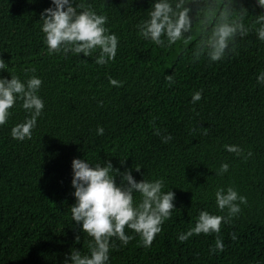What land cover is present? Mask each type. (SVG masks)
<instances>
[{
    "label": "trees",
    "instance_id": "16d2710c",
    "mask_svg": "<svg viewBox=\"0 0 264 264\" xmlns=\"http://www.w3.org/2000/svg\"><path fill=\"white\" fill-rule=\"evenodd\" d=\"M76 2L106 15L119 37L115 59L104 66L83 53L46 52L40 13L51 0H0V58L9 64L0 77L11 79L12 72L24 79V70L35 68L45 102L31 140L10 136L11 126L25 116L19 105L0 126V264H63L71 250L89 251L91 238L70 213L72 160L85 157L111 160L120 172L133 169L137 182L164 177L166 190L175 194L172 216L152 246H141L138 236L125 247L117 241L110 264H264V86L256 83L264 70V42L255 31L264 9L256 0H191L193 27L186 35L193 39L161 48L136 34L152 0ZM206 7L234 16L246 12L247 33L236 34L228 57L219 62L192 59L199 37L210 34ZM109 76L121 86H111ZM201 89L202 99L192 105V93ZM153 120L172 141L162 143L153 134ZM97 125L105 128L103 136L96 134ZM224 144L252 155L238 157ZM222 162L230 168L220 176ZM227 186L246 196L247 204L221 225L224 250L210 254L216 234L179 242L178 234L194 226L200 210L227 216L214 198L216 188Z\"/></svg>",
    "mask_w": 264,
    "mask_h": 264
},
{
    "label": "clouds",
    "instance_id": "9594fccd",
    "mask_svg": "<svg viewBox=\"0 0 264 264\" xmlns=\"http://www.w3.org/2000/svg\"><path fill=\"white\" fill-rule=\"evenodd\" d=\"M190 4L191 0H152L146 17L136 25L137 36L161 48H170L178 42L187 45L193 39L186 35L193 27ZM256 5L264 9V0H256ZM245 15L246 12H238L234 16L228 9L217 13L215 8L206 7L204 25L210 28V34L199 37L192 59L196 61L205 56L209 62H219L227 58L236 34L239 32L243 36L248 31L244 24ZM40 18L42 42L49 55L67 56L71 53L80 57L83 53L86 57H92L99 66L115 59L119 37L107 26L108 17L98 13L90 4L77 3L76 0H51L50 6L40 13ZM256 24L258 38L264 42V14L258 17ZM200 31L203 32L202 27ZM8 68L9 64L0 58V72L8 71ZM24 72V79L12 72L11 79L0 77V126L7 124L17 105L25 112L24 119L10 128L11 138L19 142L32 139L33 130L45 109L44 99L39 94L42 79L35 74V68L25 69ZM166 80L174 83L171 76H167ZM108 81L111 86H121V82L111 76ZM256 83L264 86V70L259 71ZM202 92L201 89L192 93V105L202 99ZM150 125L153 134L160 137L162 143L173 140L171 133H162L155 126L154 120L150 121ZM104 133L105 128L97 125L96 134L103 136ZM223 148L244 159L252 155L249 151L247 156H243L244 150L235 144H224ZM71 167L72 195L75 198V203L70 207L71 221L81 226L91 242L86 253L75 249L66 253L63 264H110V251L117 247L116 242L119 241L120 247H125L136 236L140 238L141 246L150 248L175 209V194L171 189L166 190L164 177H145L137 182L132 175L133 169L120 172L113 167L111 160L104 164L100 160L93 163L86 157L74 158ZM140 168L139 165L134 167L136 171ZM229 168V163L222 162L218 174L223 176ZM117 176L120 177L119 183ZM214 198L218 212L223 213L227 208V216L200 210L194 226L178 234L179 242L183 243L193 235L216 234L210 254L224 250L221 225L227 224L241 212V205L247 204V197L233 186H227L216 188ZM236 238L233 233L232 239ZM79 239L77 235L76 240Z\"/></svg>",
    "mask_w": 264,
    "mask_h": 264
}]
</instances>
